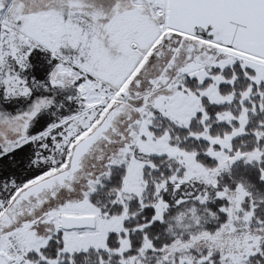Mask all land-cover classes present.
Returning a JSON list of instances; mask_svg holds the SVG:
<instances>
[{
  "label": "snow or ice",
  "instance_id": "obj_1",
  "mask_svg": "<svg viewBox=\"0 0 264 264\" xmlns=\"http://www.w3.org/2000/svg\"><path fill=\"white\" fill-rule=\"evenodd\" d=\"M0 264H264V0H0Z\"/></svg>",
  "mask_w": 264,
  "mask_h": 264
}]
</instances>
